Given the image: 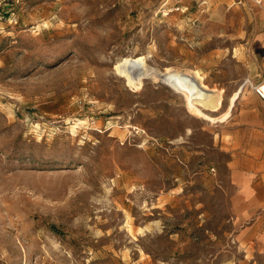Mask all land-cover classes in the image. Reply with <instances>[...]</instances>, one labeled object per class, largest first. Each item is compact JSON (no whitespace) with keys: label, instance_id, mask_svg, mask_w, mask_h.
Returning a JSON list of instances; mask_svg holds the SVG:
<instances>
[{"label":"rangeland","instance_id":"rangeland-1","mask_svg":"<svg viewBox=\"0 0 264 264\" xmlns=\"http://www.w3.org/2000/svg\"><path fill=\"white\" fill-rule=\"evenodd\" d=\"M174 3L0 0V264H264L234 116L193 114L161 77L198 72L225 112L264 79V0Z\"/></svg>","mask_w":264,"mask_h":264},{"label":"crops","instance_id":"crops-1","mask_svg":"<svg viewBox=\"0 0 264 264\" xmlns=\"http://www.w3.org/2000/svg\"><path fill=\"white\" fill-rule=\"evenodd\" d=\"M252 41L253 46L262 51L264 64V24L257 28ZM253 57L257 59L256 56ZM263 74L264 66L262 71L256 72L255 76L260 79ZM218 90L223 94V88ZM230 104L229 100L225 111ZM232 116L234 117L230 122L229 146L233 157H231L230 166L237 189L256 213L252 222L254 228L264 224V99H261L253 89L242 90L233 105L231 104L230 115L225 121ZM239 154H243L245 163L239 162ZM261 240L264 243V227Z\"/></svg>","mask_w":264,"mask_h":264},{"label":"bare ground","instance_id":"bare-ground-1","mask_svg":"<svg viewBox=\"0 0 264 264\" xmlns=\"http://www.w3.org/2000/svg\"><path fill=\"white\" fill-rule=\"evenodd\" d=\"M256 2L258 1L256 0ZM144 62L145 60L143 58L121 59L116 63L115 67H126L124 71H126L125 76H127V82L140 88L143 83V78L136 79L135 73L136 71L139 72V67L143 66ZM141 73L143 74V72ZM161 77L166 84L184 95L186 105L190 112L211 122L225 121L229 117L231 104L233 105L244 88V85H241L233 93L229 99L231 103L230 107L225 112L220 115H213L210 111L215 112L219 110V95L215 89L204 82L205 78L201 74L198 72L191 74L181 71H169L162 74Z\"/></svg>","mask_w":264,"mask_h":264},{"label":"built area","instance_id":"built-area-1","mask_svg":"<svg viewBox=\"0 0 264 264\" xmlns=\"http://www.w3.org/2000/svg\"><path fill=\"white\" fill-rule=\"evenodd\" d=\"M258 3H261L262 0H257ZM168 4V1H166L164 3V5H167ZM185 7L184 5H182V0H175V3L172 5V6H169V7H166L168 8V12H171V11H178V10H181V11H184V8ZM186 9V8H185ZM252 89L254 90V92L261 98V99H264V79H262L261 81L257 82V83H252L251 81L249 82Z\"/></svg>","mask_w":264,"mask_h":264}]
</instances>
